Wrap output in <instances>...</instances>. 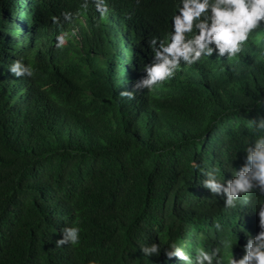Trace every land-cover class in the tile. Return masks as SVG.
<instances>
[{"label":"trees","instance_id":"trees-1","mask_svg":"<svg viewBox=\"0 0 264 264\" xmlns=\"http://www.w3.org/2000/svg\"><path fill=\"white\" fill-rule=\"evenodd\" d=\"M83 3L0 0V264H183L164 249L176 242L194 259L224 240V264L239 258L264 194L226 208L192 162L222 182L244 163L249 120L264 116V31L238 57L182 63L129 100L120 92L145 75L149 41L166 39L178 0H107L104 21ZM65 11L80 15L69 24ZM53 16L77 30L63 49ZM17 59L32 78L8 71ZM73 226L79 244L56 247ZM154 242L160 255H143Z\"/></svg>","mask_w":264,"mask_h":264},{"label":"clouds","instance_id":"clouds-1","mask_svg":"<svg viewBox=\"0 0 264 264\" xmlns=\"http://www.w3.org/2000/svg\"><path fill=\"white\" fill-rule=\"evenodd\" d=\"M136 2L139 4L140 0ZM91 3L99 13V21H104L109 12L107 0H91ZM88 6L89 0H84L81 8L87 11ZM79 15V12L61 13L63 21L69 24ZM99 21L97 27L100 26ZM52 22L61 29L55 38L56 48L63 49L68 40L77 35V30H63L61 19L57 16L52 17ZM171 25L172 30L166 39L153 37L149 41L153 59L145 65V75L134 83L132 90L120 92L121 98L132 100L138 92L162 86L175 77L182 63L191 66L203 58L213 57L214 53L229 60L238 57L252 33L264 31V0H178ZM8 71L16 78H32L35 74L32 64H25L22 59L14 60ZM235 74L239 76L240 73ZM256 103L264 105V97L258 98ZM249 125L257 135L245 148L244 163L238 170L235 169L231 179L222 182L217 178L218 169L205 171L195 161L192 162V167L205 177L203 187L212 195L224 197L226 208H235L241 197H247L254 191L264 194V116L257 115L250 119ZM257 214L260 231L247 238L243 255L237 258L233 254L227 264H264V204L259 206ZM214 227L219 231L221 225L216 223ZM81 231V228L75 226L64 228L62 238L55 242L56 247L68 244L76 246L80 242ZM221 245L229 248L231 241H221L220 245L210 251L198 248L193 259L183 246L173 242L164 249V255L169 260L175 258L183 264H224ZM141 252L148 257L159 256L160 244L154 242L143 247ZM89 264L98 262L92 259Z\"/></svg>","mask_w":264,"mask_h":264},{"label":"rangeland","instance_id":"rangeland-1","mask_svg":"<svg viewBox=\"0 0 264 264\" xmlns=\"http://www.w3.org/2000/svg\"><path fill=\"white\" fill-rule=\"evenodd\" d=\"M248 199H249V200H252V198H251V197H249ZM255 203H256V204H258L257 202H255Z\"/></svg>","mask_w":264,"mask_h":264}]
</instances>
